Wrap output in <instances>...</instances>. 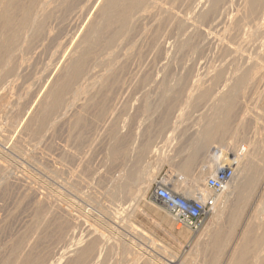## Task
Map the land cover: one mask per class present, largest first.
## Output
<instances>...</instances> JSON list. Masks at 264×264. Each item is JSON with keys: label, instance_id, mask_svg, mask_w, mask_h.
<instances>
[{"label": "rangeland", "instance_id": "1", "mask_svg": "<svg viewBox=\"0 0 264 264\" xmlns=\"http://www.w3.org/2000/svg\"><path fill=\"white\" fill-rule=\"evenodd\" d=\"M22 1L21 0H19L18 2L17 0H10V2L5 1L6 3L5 2L1 3V5L4 6V8L1 7L0 5L1 7L0 11L2 9V12L0 13L1 15L8 13V14H5L7 16V19L12 20V17L16 18V19L13 18V20L12 21L10 20V22L7 20L8 21V29H6L7 31L6 30L2 31V27L0 24V30L3 32V34L0 33L1 34L0 37L2 38V42L0 38V47L2 46L0 48V58H1L0 59V62H1L0 63V210H1L0 211V221H1L0 222V257H1L0 260H2L0 261V264H20V263L21 264H46V262L47 264H49V261L54 262V260H55V264L56 262L57 264H65V263L67 264L68 262H69L68 264H71L72 259H73V262L77 259L76 257L78 256L77 254H79V252H80L79 255H81L82 250L85 249L84 251H86L88 249L89 242H91V240H97L98 245L93 250L94 253L91 251L90 253H88L90 255L88 254L86 255L85 263L88 261L89 264H91V261L93 262V264H99V262L100 264H109V263L110 264H130V263L138 264V262L139 264H144V263L146 264V260L149 264H153V262L154 263L156 262L157 264L158 263H161V264H264V139H263L264 138V127L262 124V119L264 116V113H263L264 112V100H263V97H260L259 99V96H261L260 92L264 88V37H263L264 36V32H263L264 31V23H263L264 16L261 17L258 15L256 19H254V17H251L247 9H244L242 0H223L224 6L227 8L228 13L224 14V17L220 22H217L218 13H215L214 15L207 14L205 16L204 14H201V16L195 15L197 14L196 12L198 10L201 9L203 12L207 9L208 3H206L205 0H194V1L193 0H185V1L178 0L180 3H177L178 2L177 0L175 1V3L173 0H170V2H166L167 0L165 1L159 0V1H162V3H160L158 0H150L148 1L149 6L146 5L145 7L146 9L144 8L145 11L150 10L149 11L150 14H148L149 13L148 11L145 12L141 10L142 15L139 14L141 16L136 14L139 16V17L137 16L138 17L137 18L136 15H134L138 22L136 21L134 16L131 17L133 19L127 18L128 22L127 21L126 22L128 23L129 27L128 25L126 26L128 27L129 30H126L127 27L123 28L127 32L126 31H123L124 33L121 32L123 33L122 36H120L119 34L117 35V37L114 36L117 40L113 38L114 40L112 39L111 41L112 43L108 44L111 47H108L106 39L109 36L108 35L109 31L111 33L112 32L114 33L117 30L116 28L117 24L115 23L116 24V25L114 24L115 26L112 24L113 26L110 25L111 27L107 26L108 27L107 29L105 25L103 26V22L102 23L100 22L103 20H102V13L99 12L97 16L100 15L101 17H97L98 19L96 18L97 22H94L96 23V25L95 24L94 25L96 26V28L97 26L98 27L100 26L99 30L103 32L102 33L100 32L101 35L100 33L95 34V35L90 33L89 38L90 39L94 38V43H92L94 47L92 46L90 49L93 50L96 48L98 52L100 53H98L97 50L96 51L93 50L90 52V55H89L90 57H91V54H94V56H96L95 58H93L94 56L90 58L91 63H90V60H88L89 61L88 63L90 65L87 64L88 66H90V67L88 66L87 67L91 70V71H88L90 72L89 74H91V78H89L90 76L88 74L86 78L84 77L85 79L84 78L83 80L82 78L81 80L79 79L81 81L79 83V87L83 86V88L85 89V88H89L90 85L88 84H92L93 86L91 85L89 89H85L84 94L81 93L78 96L80 97L82 95L83 97L81 96V99L83 100H84V97L85 98L89 97L90 100L93 97V99L95 98L94 100L95 104L94 102L91 103V101L87 98L85 99V101L79 98L80 102L83 101V104L86 107L85 109H88L90 105V108L88 109L89 111L82 109L84 108V105H83L82 108H80L77 112H74V111L72 112L73 109H70L67 105L68 103H70V100H71L70 97L74 92L73 87L77 85V82L74 84V86L71 85L72 84L71 82L70 89L71 88L72 89L70 91L73 90L72 92L69 91L70 85L68 86V88H66L68 91L65 89L66 91L62 92L63 94L66 93L64 95H67V96L63 97L66 100L62 98V100L60 101L61 103L59 101L55 102L57 95L64 96L58 90H60V88L62 87L61 85L63 84L62 75H64L65 72L71 68V66L69 67L70 62H68L69 64H67L68 65L67 68L69 67V69H66L65 67L64 69L66 70L63 69L60 72H58V69H59L60 63H62L61 61L64 62L66 58V53L65 54L63 53L65 56L63 55V57H61L62 52H63L62 50L64 48V41L68 40L69 38L73 36V33L76 31V29H74V32L72 33L73 28H76L77 26L79 28V25H81L83 20L85 19L83 18V15L81 14L82 13L81 8L83 6L86 7L85 2H87V0H80L81 2H79V0H75V1L70 0L71 2L69 0H68L69 2L67 1L69 4L71 3L72 6L73 4L74 5L76 4L75 6H73L74 8L76 6L78 7V8H75L76 10L73 7H71L73 8V10L71 9L72 16L70 15V26L68 24L69 22H67L68 21L67 17L65 19V16H67L66 15L67 10L63 9V7L66 8V5H65L66 2L64 1H62L64 3L63 6H62L63 3L60 2L61 3L60 7L56 8L58 9V12L57 10L56 11L54 10L55 8L49 7L50 10L48 9L47 11L44 12L46 15L44 16L43 14L42 17L40 16L41 17L40 19L41 20L43 19L42 21L40 20L42 23L44 20L46 21L48 19L46 23L45 22L43 24L41 23L42 31L44 29L45 30L42 32L41 29H39V32L41 31L40 33L42 34L43 37L41 36L40 33H39L40 36H38V31H36L38 39L39 38L41 39L42 37L44 42L41 46L42 49L40 48L37 52L38 55L36 54L35 58L29 62L25 61V58L22 57V54L20 50L18 49V47L21 45L20 44L21 39L19 37L22 38V35L24 34V31H23L24 28H23V23L21 24L19 23L18 25L17 23L20 22V20L22 21L23 13L21 12V8L23 7V5L27 4L26 2L27 0L25 1L22 0ZM56 1L57 0H55L54 4H57L59 0L57 2ZM203 1L205 4H203ZM150 4H152L151 7H150ZM163 4L165 7L163 6ZM173 4H175V6ZM6 5H8V7ZM13 5H15V7L18 5L16 7L18 9H16ZM171 5L173 7H171ZM182 5H183V8H182ZM12 6L14 9H12ZM51 6H55V5H51ZM154 6H155V9H157L158 11L157 10L155 11ZM160 7L164 8V11ZM151 8L153 9L154 12H157L158 14L152 12ZM172 8L174 9L173 11H171ZM15 9L16 11L20 10V12L19 11L16 12ZM59 9L60 10L63 9L64 12L66 10V12L63 13V11L62 10L60 11ZM78 9L80 10V14H79ZM237 9L240 10L239 11L240 18L238 20L236 19V21L233 20L234 22L230 21L231 17L236 13ZM11 11H14L16 13L13 15V12L11 13ZM76 11H77V14H75ZM61 12L65 14V16L62 15L61 17V14H62ZM151 12L153 16L151 15ZM160 12L162 13V15ZM20 13L22 14L20 15ZM166 13L167 15L171 13V15L167 16ZM183 13L185 14V16H183L184 15ZM9 14L12 15V17ZM16 14L17 15L19 14V15L17 16ZM178 14L179 15L182 14V15L179 16ZM73 15H75L77 18H75V16L73 17ZM142 16L149 18V19L144 18L146 24L145 22L144 23L142 22L144 21ZM17 17L21 19L18 21ZM44 17L46 18L44 19ZM72 17L74 18L75 23ZM81 17H82V21H81ZM140 17L142 18L140 19ZM150 17L152 18L154 17V18L152 19ZM161 17L164 20V22L163 20H161ZM168 17L169 18L171 17L170 20ZM62 18L63 20L65 19L64 22ZM77 19L80 21L78 22ZM184 19L187 20V22L183 21ZM0 20H3V19H0ZM133 20L136 23L132 22ZM139 20L142 23V25L144 24L143 27L141 23L139 22ZM146 20L148 21V24ZM58 21L60 23H58ZM71 21H73L72 23L75 25V27H73ZM0 22L2 23V21ZM14 22H15V26H14ZM129 23H132V25ZM133 23L136 24V26L138 27L134 26ZM256 23H260L261 24L260 26L263 28L257 29L255 27ZM193 24L196 27H194ZM9 25H12L13 28ZM139 25H141L142 29L141 28L139 29L140 27ZM148 25L150 26L153 25V26L152 28H150L148 27ZM17 26L19 27V30H21L19 31L20 33H17L18 32ZM48 26L50 27L53 26L50 35L47 34L46 27ZM101 26L103 27V30ZM131 26L133 27L131 28ZM168 26L170 27L168 28ZM163 27L164 28L166 27L165 28L166 31H164L165 29ZM181 27L183 29H181ZM153 28L154 30H152ZM10 29L12 32H10ZM177 29L180 32H178ZM14 30L17 32H14ZM135 30L137 31L135 32ZM142 30L143 31L146 30V31L142 33L143 32ZM150 30H151V33H148ZM129 31H131V33ZM152 31H154L155 33L157 32L158 35H155V33ZM8 32L12 34L11 35L7 34ZM125 32H126V35H125ZM132 32L134 34H132ZM162 32L166 37L162 34ZM128 33L130 34L128 35ZM159 33L161 34L159 35ZM13 34L15 35L18 34V37ZM131 34L132 36H130ZM44 35H46V37ZM67 35L68 36L70 35V37L67 38ZM127 35L129 36V38L125 39L124 37H128ZM133 35H136L139 37L136 38ZM145 35L146 36L148 35L149 38L146 37L145 39ZM153 35H155V37L157 38H154ZM204 35H206V37ZM2 36H4V38ZM97 36L98 37L102 36L103 37V38L101 37L102 40H100V37L97 38ZM159 36L161 37L160 39L158 38ZM174 36L175 38H173ZM118 38H120V40ZM130 39L134 40L136 43L132 42V40ZM144 39L149 40V41L148 40L145 41L146 43L148 42L147 44L151 42V39L152 41H155L154 39H156V42H151V43H154L152 44V47L150 45L151 43L149 44L151 51L153 49L158 48L156 46H159V45L161 46L163 45V46L162 48L160 47L159 49H157V51L153 50L154 53L153 52L152 53L155 54L154 56L152 53H150V55L148 56V54H145V53H147L149 50L148 51H145V50L149 49V47L147 44L145 45ZM157 39H159L158 43H157ZM161 39L162 41H160ZM173 39L174 41H172ZM5 40L6 41L8 40L7 41L8 43ZM136 40L137 41L139 40L138 41L139 43ZM163 40H168V42H166L167 46H166L165 41L163 42ZM4 41L7 44L4 43ZM59 41L61 45L59 44ZM98 42H100L101 44ZM117 42L120 43L121 45L118 44ZM143 42H144V45H143ZM183 42L185 46L181 45L183 44ZM113 43L114 44L116 43V44L115 46H113V49H112ZM123 43L124 44L126 43L127 46L124 45ZM175 43H177L178 45H173ZM2 44L5 46L8 44L9 45L6 48ZM10 44L12 45V49L11 47L9 48ZM95 44H96V47H95ZM117 44L119 45V47H117ZM122 44L124 45L123 47H122ZM43 45H44V48H43ZM56 45L59 46V48ZM83 45L84 44H82V46ZM99 45H101L102 48L99 47ZM139 45L142 48L141 47L139 48ZM153 45H154V48H153ZM60 46L62 47V50L60 49L61 48ZM82 46H81V50L84 48V47L82 48ZM168 46L171 48L173 47L174 50L173 48L172 49L170 48L172 50L170 52V49ZM103 47L112 49V51L111 50L108 51L106 49V52L107 51L109 52V53L108 52L106 53L104 52L105 48ZM135 47H137L138 49ZM143 47H145V49ZM3 48H5L6 51ZM98 48L102 50L99 51ZM115 48L116 50L117 48H119L120 50V51L117 50L118 52L116 51L117 54L119 53L118 56L115 52H113ZM132 48L135 50V52L134 50H132ZM52 49L54 51L56 50L60 54V56L57 52L55 54V52L52 51ZM57 49L58 50L60 49V50L58 51ZM122 49L124 51H122ZM125 49H126V52H125ZM141 49L143 51L142 53H141ZM51 51H52V55L49 54V52L51 53ZM155 51L158 53V55H156L157 53ZM194 51H197V52H194ZM128 52L132 53L133 55H131ZM114 53L119 59L116 56H114ZM96 54H98V56ZM100 54L101 55L104 54L102 55L103 57ZM110 54H112L113 57ZM159 54H161V56ZM49 55H51L53 58ZM78 55H76L75 57H77ZM105 55L106 56L108 55L109 58L108 56L105 57ZM119 55H121L122 57ZM130 55L132 56L131 57L132 59L134 58L133 62L130 61L131 60ZM167 55L169 57H167ZM123 56L125 57V59ZM151 56H153V58ZM165 56L166 58L164 59ZM141 57H143V59ZM146 57H148L147 59L149 60V62L146 59ZM106 58L108 59V62ZM113 58L114 59L116 58L118 61L113 60ZM50 59L52 60L53 63H51ZM53 59L55 60L57 59L56 62H54L55 60L53 61ZM58 59H60V62H58ZM109 59L111 62H109ZM122 59L123 61L128 59L127 61H125V64H129L130 67L127 65L125 66V64L123 66L122 64L123 61H121ZM103 60L105 63H103ZM163 60H164V63H163ZM165 60H167L166 61L167 63L165 62ZM47 61H48V65L50 63L53 65L50 64L49 67H47L46 66ZM97 61H99V63ZM119 61H121V63ZM92 62L95 64L98 63L96 64L97 66H95L97 68L92 66L93 65ZM113 63L114 64L116 63L115 65L117 67L114 65L112 68ZM145 63H149L150 65L145 64ZM55 64H56V67H55ZM108 65H111V66L108 67ZM133 65L136 67L138 66L136 70H135L136 67L134 68ZM146 65L149 66L150 69L152 67V70H150L149 67L146 68ZM153 65H154V69H153ZM51 66L54 67V69L57 72ZM98 66L99 68H102V70L99 69ZM119 66L122 69L124 67H125L124 69H126V67L127 68L129 67L131 69L133 68L132 70L134 71V74H132L133 72L131 71V69L128 68L126 70L123 69L125 71V74H124L125 77L123 75H120V74H123L124 71L120 70ZM168 66H171V67H168ZM163 67L164 68L167 67L168 70L167 68L164 70ZM44 69L45 70L50 69V71L49 70L46 71V73L49 72L47 73L49 76L45 73ZM108 69L109 71L107 72V75H108L107 76L104 73H106ZM111 69L115 70L114 73L111 72L112 71ZM156 69L157 70L161 69V70L157 71ZM103 70H106V71L104 72ZM155 70H156L155 72L156 74H154ZM174 70L177 72L176 75H175L176 72ZM100 71H103L104 73ZM128 71H131L132 73H130V75H127L129 74ZM136 71H137L136 73L137 75L135 74ZM147 71L149 72L152 71V74L156 75L157 78L154 77L149 72L148 74ZM110 72H111V75H110ZM139 72H141L143 76ZM159 72H161L162 75ZM164 72L166 73V75H164L165 74ZM217 72H221L222 76L219 78V80L216 81L214 80L212 76L215 75ZM54 73H57V75ZM95 73H99V74L97 75ZM242 73L243 74L245 73L246 77L244 81L236 85L235 94L229 97V99L227 100L228 103L227 102L221 103L219 101V98L222 96H221V93H218V91L221 89L222 84H224L223 82L224 79L233 80L236 77V75H239ZM92 74L95 77H93ZM100 74H103L106 77L105 78L106 80L102 84L101 89L105 87L107 89H103L102 92H105L107 90L105 93L108 95L111 92V90H113L110 93V95L112 94L111 98L112 99L114 98L115 101L114 100L113 101L115 103L111 100L110 96H109L110 98L109 100H111L112 102L108 101L107 99L108 96L106 94L105 96L104 93L101 92V89H100L101 85H99L98 83L96 84L97 81L95 80V78L99 79L96 76H99ZM139 74L144 79H141ZM55 75L56 77H54ZM163 75H164V79L162 81ZM50 76L54 78H51ZM127 76L128 77L130 76V77L128 78ZM165 76H168V79ZM176 76H179L180 78ZM118 77L121 79L117 80ZM136 77L138 78L136 79ZM55 78L57 79L56 84L55 82H53L54 80L56 81ZM58 78H60V80L62 78V80L61 81L59 80L60 82H58ZM87 78L88 80H92L90 81L91 83L87 81ZM110 78L112 79L110 80ZM46 79L50 81L54 79L51 82V86H50V81H48L49 82L48 83ZM113 79L117 81L116 85L114 84L115 80ZM140 79L142 81H145V83L140 82ZM148 79L149 81L151 80L150 82L152 83H154V80H155L154 85H152V86H156L154 89H151L153 87L147 84L149 82ZM165 79L167 82L164 81ZM37 80H39L38 83H37ZM120 80H121V84L118 83ZM160 80H161L160 82L161 84L164 83L163 84L164 90L160 88V85H158L160 84L159 83ZM43 81H46L47 83L45 82L44 84L41 85L40 83H43ZM83 81H85V83L87 84L85 85ZM122 81L123 82L128 81V83H130V81H133L131 82L133 87L132 85L128 84V86L129 85L130 86L129 88H126L125 83L127 84V82L123 83ZM175 81H178V82L175 83ZM8 82L10 83L8 84ZM34 83H36L35 87H33ZM171 83L174 85H172ZM47 84L49 85V88H51L47 92V94L49 96L50 95L53 96L48 99L47 97L49 96H45L42 94V91L44 92L46 88L48 87ZM57 84H59L58 86L59 89L55 88ZM139 84L142 87H140ZM195 84H198L200 87L196 89ZM95 85L97 87L98 86L100 87L97 88L95 87ZM31 86H32V89H31ZM37 86L38 88L42 87L39 93L37 91L39 89L36 88ZM52 86H53V89H52ZM116 86L119 88L121 87V89L119 90V88H117ZM148 86L151 88L150 89L147 88ZM43 87L45 88V90H43L44 89ZM96 88L97 90L100 89V91H97ZM158 88H159V91H158ZM168 88L170 89L172 88V90L170 91V89ZM91 89H92V92H90ZM156 89L158 92L156 91ZM116 90L119 92H116ZM129 90L131 92H129ZM96 91L99 92L98 94H100L99 98L102 100L101 97H105L106 101L99 100ZM34 92H37L35 93V96H34L36 98H34V100H30V99H33V97L31 96L34 95ZM128 92L131 94H129ZM87 93L88 94L92 93L93 95L94 94L95 95L94 96L92 95V97H90L91 95L88 96ZM121 93L122 94L125 93L124 94L125 96L124 95L122 96ZM120 96L123 97L124 99L120 98ZM118 97L120 100L118 99ZM41 98L42 99L45 98L46 101L44 100V103L48 104L47 106L43 103ZM53 98H55L54 102L57 103V105H55V103H52ZM67 98L69 101H67ZM35 100H38L37 103ZM47 100L50 104L47 102ZM107 101L110 102L112 105L108 103ZM135 101L138 103H136ZM65 102L67 105L65 104ZM117 102L119 104H117ZM40 103H43L44 105L42 104L40 105ZM51 103H52V106H54L53 108L54 110L52 109L53 111L49 110ZM87 103H88V106H87ZM89 103L93 104L92 105L93 107ZM96 103L97 104L100 103V105L98 104V106H96ZM58 105L60 106V108ZM61 105L62 106L64 105V107H62L63 109H61ZM34 106L36 107V109L38 110L40 109L39 113H38V110L35 111ZM99 107L102 109H99ZM33 108H34V111H33ZM58 108H59L58 115H60L61 111L63 112L67 109H68L67 113L69 114L63 118L57 117L56 121L55 120L53 121V119L55 118L54 116L57 112L56 110H58ZM106 108H108L107 110L109 111L111 109V111L110 112L107 111ZM28 109L29 110L32 109L31 112ZM22 110L24 111L26 110L27 114L24 111L22 112ZM44 110H46L47 113L42 112ZM96 110H99L98 117L96 116L97 115ZM101 110L105 112L107 111V114L103 112V115L104 114L105 115L104 116L100 115L102 114ZM94 111L96 112L94 113ZM112 111L114 112L113 113L114 118L111 113ZM21 112L23 116L21 115ZM36 112L38 115H36ZM40 112L43 117H41ZM48 112L49 114H51L52 112L51 118H49L50 115L48 114ZM83 112H85L84 114L86 115L83 116L82 115ZM91 112L96 114L95 115L96 117ZM30 113H32V115ZM44 114L46 115V117L47 116L49 117L46 118ZM76 114L78 115L76 116ZM70 115H72V117ZM109 115H112V116H109ZM30 116H32V118L35 117L32 119L33 123L35 121H38L39 123L40 120L39 118H37V116L38 117L40 116V119L42 118L41 120L42 122H40V127L42 126L43 123L46 124V125H43L44 126L43 128L45 129L40 128V130L43 129V130H46V132L43 130H41L43 131L41 132L39 129L37 130L36 128L37 126L39 127V124H35L37 122L33 124L30 121L31 120ZM85 116H88V117H85ZM100 116H102V118ZM28 117L30 118L28 119ZM83 117H85L84 120H83ZM121 117H124V118H121ZM108 118L111 120H109ZM16 119L18 120L17 122H15ZM101 119L102 120L106 119V121L108 120L109 122L111 121V124L108 121L107 123L109 124H107L105 121H102V123L99 122ZM113 119H115L113 121L114 123L112 122ZM26 121H28L29 123L31 122V123L28 125ZM47 121L51 123L49 124ZM82 121L84 122L81 124ZM54 122L56 125H53ZM73 122L74 123L79 122L78 124L76 123L78 126L74 124ZM94 122L99 123V125L98 124L92 125L91 123H94ZM14 123L15 124L19 123V124L15 125ZM103 123L105 126L103 125ZM25 124H27L28 126ZM70 124L74 126L72 127V125ZM58 125H60L59 127H62V128H59ZM62 125H64L65 128ZM96 125L98 126V129ZM45 126H48V127H45ZM94 126L96 128H94ZM29 127L30 129L31 128L32 129L30 130ZM34 127L38 133L36 132V130H34ZM74 127L75 128L77 127L78 130L74 129ZM99 127H102L103 129L102 128L100 129ZM117 128L119 129L117 130ZM22 129L24 130V132H22L23 131ZM53 130L54 132H52ZM32 131H34L35 133ZM92 131L94 132V134ZM45 133L46 134L49 133L50 135L47 134L48 136H46ZM114 134L116 136H113ZM36 135H40L41 137L44 136L43 139L47 140L46 138H48L49 140L41 141L42 138ZM38 137L40 140L35 139ZM115 140L117 142H115ZM44 141L46 144L39 143V142H44ZM133 142H135V144ZM147 142L149 146L151 145L150 147H148ZM143 144L144 146H142ZM240 144H245V146L247 145L250 148V151L253 153V155L249 159V162L246 165L243 173L236 181L234 189L229 190L228 196L223 198V196L225 195L224 190L218 193L220 194V196L222 195L220 198H222V200L224 199L223 202H221V213L219 217L215 220L211 218L212 210H213L212 208L209 214L206 216L202 227L197 232L193 233L188 228L176 224L173 218L170 216V214L163 208V206L160 203L155 202L150 198V195L152 192V184L155 180H158L159 178H162V180L164 179L163 182L167 184L168 187L171 188V190L173 189L176 193H188L190 195H194L193 193L196 192L197 190L196 188L199 189L200 187L203 189L205 188V190H207L208 192H211L209 189L206 188L205 181H204L205 178L209 176L208 175L209 173L207 174L208 171H206L207 168H205L208 165L207 163L208 160L206 161V159H208L209 155H211V153L214 152L216 149H222L224 152H226L227 150H231L235 146L237 147ZM112 147L113 148L115 147L116 149L119 147L120 148L116 150L115 148L112 149ZM140 147L142 150L141 149L138 150V148ZM17 149L20 151H18ZM61 149H63V151ZM120 150L121 152H119ZM140 151H142L141 152L142 154L140 153ZM207 154L208 156H206ZM76 156L77 158H75ZM145 166L146 167L148 166L147 168H149L152 173V177H151L152 181L150 182L151 185L149 184L147 188L145 186L146 185L145 183L141 182L140 180H137V175H140L142 174L141 172H144V170L146 169ZM9 173L11 176H9ZM121 173L122 174L125 173L128 175L131 173L133 175L132 176L130 174L132 176V180L127 181V183L125 182L126 185L124 187H121L122 191L119 189V187L118 188L114 187V185L117 183L115 181L116 177L118 175H121ZM199 174H203L202 175V178L204 179L203 183L200 185V187L194 188L189 181L190 176L191 175L197 176ZM27 175L29 176V179H26L28 177ZM19 177H20V180H19ZM41 179L43 181H41ZM22 180L25 182V184H22L23 183ZM26 183H29V184L27 185ZM142 183H143V186H142ZM40 187H43L44 190H40L42 189ZM128 187H130L129 191L131 193L128 192ZM134 189H137L138 191ZM33 190L38 191V192L36 193ZM48 192L49 193L52 192L54 195H51ZM33 196L35 198H33ZM65 204H67V206ZM68 204L71 206L68 207L69 206ZM73 209H75L77 212H75V210L73 211ZM37 211L39 214L37 213ZM68 214H71V215H68ZM74 217L76 218L73 219ZM71 219L73 220L74 224L72 223ZM66 221L68 222L66 223ZM84 223L86 226L84 225ZM43 228L45 231L43 230ZM76 228H77V231H76ZM129 228L140 229L145 234L146 238L151 239L153 241L154 246H151L150 249L148 248L146 250V247L143 244L146 241L141 239L142 243L138 241L137 242L138 245L134 247V249L132 248L130 250L129 247L128 249L126 245H129L130 243L129 240L131 238V229ZM71 232H73L74 234ZM71 235L73 236V238ZM99 235L101 236L99 237ZM74 236L78 238V240L76 238L77 241H75ZM84 236L87 239L84 240L85 238ZM107 239L109 240V242L107 241ZM104 240L106 242H104ZM76 244L79 246H77ZM102 244H103V248H102ZM17 245L19 246L17 247ZM68 245L70 246V248L68 247L69 250L68 248L67 249L65 248ZM139 247L140 249L147 251L150 257L143 250L142 251L145 254L141 250H137L139 251V254L137 255L141 256L143 253L144 256L142 255L138 259L139 260L138 262L137 260L135 262L133 260H129L130 258L133 259L132 250L135 251V249ZM120 249L122 250L120 251ZM125 249L126 250L128 249V250L125 251ZM58 250L59 251L61 250L60 254H62V256L64 255L62 257V262L61 260H57V256L59 254L57 253L59 252ZM62 250H64L65 252L63 251L64 253H62ZM84 251H82V253ZM153 252H155L156 254ZM100 253H103V254L107 253V254L105 255L101 254L103 257L102 258L100 256ZM151 256L153 260L150 259ZM170 257L172 261L167 260V259H170ZM42 258H45V259H42ZM142 258L144 259V261L140 260ZM13 259H16V260L12 261ZM64 259H66L67 261L64 262L65 261ZM148 259H150L151 263L149 262ZM157 259H159V261ZM85 263H82V264H85Z\"/></svg>", "mask_w": 264, "mask_h": 264}, {"label": "bare ground", "instance_id": "2", "mask_svg": "<svg viewBox=\"0 0 264 264\" xmlns=\"http://www.w3.org/2000/svg\"><path fill=\"white\" fill-rule=\"evenodd\" d=\"M10 2V0H0V5H1V3H4V2ZM19 0H17V2H18ZM22 1V0H21ZM25 1V0H24ZM58 1V0H57ZM56 1V2H57ZM62 1H64V2H66L65 3V5H66V8H64L63 7V9H66L67 10V12H66V10H65V12H66V15L67 16H65V14H63V13H65L64 11H63V9H61L62 11H63V13L61 14V13H59V14H61V17H62V15H64L65 16V19H66V17H67V19H68V21L67 22H69L68 24H69V26H70V15L72 16V11H71V9L73 10V6H75L74 4H73V6H72V4L70 3H68L69 1L68 0H59L58 2H57V4H54V2H55V0H27L26 2H27V4L26 5H23V7L21 8V12L23 13V15H22V21L18 18V21L20 20V22H16L17 23V25L20 23H23V28H24V34L22 35V33H21V35H22V38L21 37H19L21 40V42H20V46L18 47V49L20 50V52H21V54H22V57L23 58H25V61H27V62H29V61H31V60H33L34 58H35V55L37 54V52H38V50L41 48L42 49V44H43V42H44V40H43V36H42V34L40 33L41 31H42V29H41V21L43 20H41L40 18L42 17V15L44 14V16L46 15L44 12L45 11H47L48 9H49V7H52V8H55L54 10L56 11L57 10V12H58V9H56L57 7H60V5H61V3L60 2H62ZM68 1V2H67ZM75 1V0H74ZM145 1V2H144ZM87 0V2H85V5H86V7L85 6H83L82 8H81V14L83 15V18H85L84 20H83V22H82V24L81 25H79V28H78V26L76 27V28H73V31H72V33L74 32V29H76V31L73 33V36L71 37V38H69L68 40H65L64 41V48H63V50H62V47L60 48L62 51V55H61V57H63V55L66 53V58H65V60H64V62L63 61H61L62 63H60V65H59V69H58V72H60V71H62L65 67H66V69H69V67L71 66V68L68 70V71H66L65 72V76L64 75H62V73H61V75L63 76V84L60 86L61 88H60V90H58L59 92H65L67 89L66 88H68V86L71 84V82H72V84L71 85H73L74 86V84L77 82V85L76 86H78V87H73V89H74V92H73V94L71 95V100H70V103H68V105L66 104V102H65V104L70 108V109H73L72 110V112L74 111V112H77L80 108H82V106L84 105L83 104V101H85V99L87 98H85L84 97V100L83 99H81V96L80 97H78L81 93H83L84 94V91H85V89H89L90 88V86L92 85V84H88V85H90L89 86V88H83V86H81V87H79V83L81 82L80 80H81V78H82V80H83V78L85 77L86 78V76H88V74L90 73V72H88V71H91L88 67H90V66H88L87 64H89L88 62V60H90V58H92L93 56H94V54H91V57L89 56L90 55V52L91 51H93V50H97L96 48L95 49H90L93 45H92V43H94V38H92V39H90L89 38V34L90 33H92V34H99L101 31L99 30L100 28V26L98 27L97 26V28H96V23H94V22H97L96 21V18L97 17H101L100 15L99 16H97V14H99V12L100 13H102V20L103 21H100L101 23L103 22V26L105 25V27H109L110 25H114L115 23L117 24V32L115 31L114 33L112 32H110L109 30H107V31H109V36L107 37V39H106V42H107V45L109 44V43H112L111 41H112V39L114 38V39H116L114 36H116L117 37V35L119 34L120 36H122V34L124 33L123 31H126V30H129L128 29V27H129V25H128V21H127V18H130V19H133V18H131V17H133L134 15H136V14H141L142 12H141V10L142 11H145V7H146V5H148V1H150V0ZM159 1V0H158ZM165 1V0H164ZM163 1V2H164ZM174 1V3H175V1L176 0H173ZM178 1V0H177ZM180 1V0H179ZM177 2V3H180V2ZM183 1H185V0H183ZM194 1V0H193ZM5 2V3H6ZM14 2V1H13ZM23 2V1H22ZM71 2V1H70ZM76 2H78V1H76ZM75 2V3H76ZM79 2H81L80 0H79ZM147 2V3H146ZM160 3H162V1H159ZM166 2H170V0L168 1H166ZM197 2V1H196ZM205 2L206 3H208V6H207V9L205 10V11H203L202 12V10L200 9V10H196L197 12V14H195V15H199V16H201V14H204V16L205 15H207V14H211V15H214L215 13H218V20H217V22H220L222 19H223V17H224V14H227L228 13V10H227V8L224 6V2H223V0H205ZM15 3V2H14ZM20 3V2H19ZM18 3V4H19ZM53 3V4H52ZM63 3V2H62ZM73 3V2H72ZM154 3V2H153ZM185 3V2H184ZM188 3V2H187ZM242 3H243V6H244V9H247V11L249 12V14L251 15V17H254V19H256L257 17H258V15L259 16H264V0H242ZM13 4V3H12ZM16 4V3H15ZM22 4V3H21ZM68 4V5H67ZM80 4V3H79ZM84 4V3H83ZM183 4V3H182ZM202 4V3H201ZM203 4H205L204 3V1H203ZM229 4V3H228ZM8 5H10V4H8ZM8 5H6L7 7H8ZM51 5H55V6H51ZM64 5V3L62 4V6ZM71 5V6H70ZM82 5V4H81ZM151 5L152 4H150V7H151ZM154 5V4H153ZM160 5V4H159ZM174 6H175V4H173ZM178 5V4H177ZM176 5V6H177ZM196 5V4H195ZM14 7H15V5H13ZM13 6H12V9H14L13 8ZM18 6V5H17ZM16 6V7H17ZM80 6V5H79ZM149 6V5H148ZM147 6V7H148ZM163 6H164V4H163ZM181 6V5H180ZM1 7H3L4 8V6H2L1 5ZM0 7V8H1ZM15 7V8H16ZM21 7V6H20ZM71 7H73V8H71ZM165 7V6H164ZM171 7H173L172 5H171ZM191 7V6H190ZM189 7V8H190ZM75 8H78L77 6L75 7ZM74 8V9H75ZM86 8V9H85ZM118 8V9H117ZM145 8V9H144ZM149 8V7H148ZM153 8V7H152ZM151 8V11L152 12H154L153 11V9ZM160 8H162V7H160ZM170 8V7H169ZM181 8V7H180ZM182 8H183V5H182ZM6 9H8V8H6ZM5 9V10H6ZM16 9H18V8H16ZM16 9H15V11H16ZM20 9V8H19ZM154 9H155V6H154ZM163 9V11H164V8H162ZM171 9V8H170ZM197 9V8H196ZM10 10H11V8H10ZM50 10V9H49ZM52 10V9H51ZM53 10V11H54ZM60 10V9H59ZM60 10V11H61ZM76 10V9H75ZM74 10V11H75ZM79 10V9H78ZM157 9H155V11H156ZM160 10V9H159ZM165 10H166V8H165ZM174 9L172 8V10L171 11H173ZM17 11H19L20 12V10H17ZM16 11V12H17ZM52 11V12H53ZM148 11V10H147ZM147 11H145V12H147ZM150 11V10H149ZM148 11V12H149ZM158 11V10H157ZM161 11V10H160ZM239 9H237L236 10V13L231 17V19H230V21H236V19L238 20L240 17H239ZM2 12V9H1V11H0V13ZM4 12V11H3ZM10 12V11H9ZM13 12V15L16 13V12H14V11H11V13ZM18 12V13H19ZM152 12H151V15L153 16V14H152ZM166 12V11H165ZM164 12V13H165ZM168 12V11H167ZM170 12V11H169ZM180 12V11H179ZM185 12H187V11H185ZM22 13H20V15L22 14ZM47 13V12H46ZM154 13H157V12H154ZM161 13V12H160ZM159 13V14H160ZM187 13H189V12H187ZM5 14H8V13H5ZM5 14H0V19H3V20H0V21H2V23L0 22V24H1V27H2V31H5L6 29H8V21L10 22V20L9 19H7V16L5 15ZM50 14V13H49ZM75 14H77V11H76V13ZM79 14H80V10H79ZM147 14V13H146ZM148 14H150V12L148 13ZM158 14V13H157ZM172 14H174V13H172ZM184 14V13H183ZM10 15V14H9ZM17 15V14H16ZM19 15V14H18ZM17 15V16H18ZM138 15H136V17L138 16ZM142 15V14H141ZM141 15H139V16H141ZM161 15H162V13H161ZM165 15V14H164ZM166 15H167V13H166ZM168 15H171V13H169ZM167 15V16H168ZM175 15H177V14H175ZM179 15V14H178ZM180 15H182V14H180ZM179 15V16H180ZM187 15V14H186ZM189 15V14H188ZM11 17H12V15H10ZM9 16V17H10ZM41 16V17H40ZM50 16H52V15H50ZM75 15H73V17H74ZM79 16V15H78ZM81 16V15H80ZM138 16V17H139ZM145 16H147V15H145ZM143 17V20L144 21H142L143 23L145 22V19L147 18V17ZM158 16V15H157ZM183 16H185V14L183 15ZM240 16H242V15H240ZM49 17V16H48ZM60 17V18H61ZM72 17V18H73ZM135 17V16H134ZM136 17H135V19H136ZM137 17V18H138ZM142 17H140V19L142 18ZM191 17V16H190ZM244 17H245V15H244ZM13 18H15V17H12V20H13ZM46 17H44V19H45ZM53 18V17H52ZM59 18V17H58ZM71 18V19H72ZM75 18H77L76 16H75ZM145 18V19H144ZM150 18H152V17H150ZM154 18V17H153ZM152 18V19H153ZM165 18V17H164ZM169 18V17H168ZM171 18V17H170ZM170 18H169V20H170ZM177 18H178V16H177ZM176 18V19H177ZM184 18V17H183ZM16 19V18H15ZM65 19L63 20V18H62V20H63V22L65 21ZM79 19V18H78ZM77 19V21L79 22L80 20H78ZM98 19V18H97ZM129 19V20H130ZM147 19H149V18H147ZM175 19V18H174ZM8 20V21H7ZM11 20V21H12ZM41 20V21H40ZM54 20V19H53ZM155 20V19H154ZM160 20V19H159ZM161 20H163L162 19V17H161ZM182 20V19H181ZM181 20H180V22H181ZM196 20H197V18H196ZM245 20V19H244ZM48 21V19L45 21H43V23L45 22H47ZM73 21H74V18H73ZM73 21H71V23L73 22ZM81 21H82V17H81ZM127 21V22H126ZM136 21H137V19H136ZM147 21V20H146ZM174 21V20H173ZM183 21H185V22H187V20H183ZM233 21V22H234ZM127 24H126V23ZM132 22H135L134 20L132 21ZM138 22V21H137ZM139 22H140V20H139ZM151 22V21H150ZM158 22V21H157ZM156 22V23H157ZM163 22H164V20H163ZM167 22V21H166ZM169 22V21H168ZM42 23V24H43ZM58 23H60L59 21H58ZM74 23H75V21H74ZM136 23V22H135ZM141 23V22H140ZM139 23V24H140ZM159 23H160V21H159ZM158 23V24H159ZM172 23V22H171ZM188 23H189V21H188ZM264 23V22H263ZM64 24V23H63ZM95 24V25H94ZM98 24V23H97ZM115 24V25H116ZM129 24H131L132 25V23H129ZM134 24V23H133ZM145 24H146V22H145ZM147 24H148V21H147ZM151 24V23H150ZM162 24V23H161ZM164 24V23H163ZM169 24V23H168ZM195 24H196V22H195ZM47 25V24H46ZM51 25V24H50ZM65 25V24H64ZM72 25H73V27H75V25L72 23ZM71 25V26H72ZM77 25V24H76ZM99 25H100V23H99ZM112 25V26H113ZM114 25V26H115ZM126 25H128V27L126 26ZM141 25H142V23H141ZM141 25H139L140 27H139V29L141 28L142 29V27H143V25H142V27H141ZM155 25V24H154ZM167 25V24H166ZM170 25V24H169ZM173 25H174V23H173ZM172 25V26H173ZM185 25V24H184ZM192 25V24H191ZM194 25V24H193ZM261 24L260 23H256V25H255V27L257 28V29H259V28H263V27H261L260 26ZM263 25V24H262ZM9 26H11L12 28H13V26L12 25H9ZM14 26H15V22H14ZM21 26V25H20ZM43 26H45V25H43ZM54 26V25H53ZM52 26V27H53ZM61 26V25H60ZM66 26V25H65ZM65 26H64V28H65ZM134 26H136V24H134ZM153 26V25H152ZM152 26H150V25H148V27H150V28H152ZM156 26V25H155ZM159 26V25H158ZM165 26V25H164ZM171 26V25H170ZM170 26H168V28L170 27ZM176 26V25H175ZM179 26V25H178ZM177 26V27H178ZM10 27V28H11ZM18 27V26H17ZM52 27H50V26H48V27H46L47 28V34L48 35H50L51 34V31H52ZM68 27V26H67ZM105 27H104V29H105ZM108 27H107V29H108ZM111 27V26H110ZM125 27H127L126 28V30L125 29H123V28H125ZM133 26H131V28H132ZM136 27H138V26H136ZM146 27V26H145ZM157 27V26H156ZM156 27H154V28H156ZM167 27V26H166ZM165 27V28H166ZM192 27V26H191ZM194 27H196L195 25H194ZM11 28V29H12ZM16 28V27H15ZM78 28V29H77ZM101 28H102V30H103V27L101 26ZM115 28V29H116ZM135 28V27H134ZM154 28L152 29V30H154ZM160 28V27H159ZM164 28V27H163ZM164 28V29H165ZM188 28V27H187ZM198 28V27H197ZM11 29H10V32H12L11 31ZM22 29V28H21ZM39 29H41V31L39 32ZM43 29H44V27H43ZM58 29H59V27H58ZM70 29V28H69ZM112 29V28H111ZM110 29V30H111ZM114 29V28H113ZM119 29V30H118ZM137 29V28H136ZM144 29V28H143ZM171 29V28H170ZM181 29H183L182 27H181ZM199 29V28H198ZM16 30V29H15ZM14 30V32H17V31H15ZM45 30V29H44ZM43 30V31H44ZM72 30V29H71ZM122 30V31H121ZM148 30V29H147ZM156 30V29H155ZM160 30V29H159ZM1 30H0V33H2L3 34V32H2ZM7 31V30H6ZM9 31V30H8ZM19 31H21V30H19V27H18V32L17 33H20ZM36 31H38V36H40V34H41V39L39 38L38 39V37H37V33H36ZM42 31V32H43ZM63 31V30H62ZM114 31V30H113ZM131 31H132V29H131ZM131 31H129L130 33H131ZM137 30H135V32H136ZM140 31V30H139ZM143 31V30H142ZM141 31V32H142ZM146 31V30H145ZM145 31H143L142 33H144ZM157 31V30H156ZM163 31V30H162ZM164 31H166V29L164 30ZM173 31H174V29H173ZM177 31L178 32H180L178 29H177ZM195 31V30H194ZM193 31V32H194ZM103 32V31H102ZM101 32V33H102ZM121 32H123V33H121ZM127 32V31H126ZM126 32H125V35H126ZM148 32V31H147ZM152 32H154V31H152ZM160 32V31H159ZM168 32V31H167ZM264 32V31H263ZM5 33V32H4ZM40 33V34H39ZM65 33V32H64ZM68 33H69V31H68ZM101 33H100V35H101ZM108 33V32H107ZM110 33H111V35H110ZM130 33H128V35L130 34ZM148 33H151V30L148 32ZM155 33V32H154ZM182 33V32H181ZM203 33V32H202ZM202 33H201V35H202ZM206 33V32H205ZM7 34H10L9 32L7 33ZM12 34V33H11ZM10 34V35H11ZM43 34H45V33H43ZM63 34V33H62ZM105 34V33H104ZM132 34H134L133 32H132ZM132 34L130 35V36H132ZM146 34V33H145ZM161 33H159V35H160ZM162 34H163V32H162ZM166 34V33H165ZM184 34V33H183ZM188 34V33H187ZM252 34H253V32H252ZM251 34V35H252ZM6 35V34H5ZM13 35H15V34H13ZM71 35V34H70ZM70 35L68 36L67 35V38L68 37H70ZM127 35V36H128ZM136 35H138V34H136ZM136 35H133V36H135L136 38L137 37H139V36H136ZM141 35V34H140ZM143 35V34H142ZM155 35H158V33L156 32L155 33ZM155 35H153L154 36V38H157V37H155ZM164 35V34H163ZM182 35V34H181ZM180 35V36H181ZM195 35V34H194ZM206 35H208V34H206ZM206 35H204L205 37H206ZM0 36H1V34H0ZM15 36H17L18 37V34H16ZM45 37H46V35H44ZM88 36V37H87ZM165 36V35H164ZM183 36V35H182ZM188 36V35H187ZM203 36V37H204ZM254 36V35H253ZM252 36V37H253ZM3 38H4V36H2ZM6 37V36H5ZM16 37V38H17ZM48 37V36H47ZM62 37V36H61ZM94 37V36H93ZM96 37V36H95ZM100 37V36H99ZM98 36H97V38H99ZM102 37V36H101ZM101 37H100V40H102L101 39ZM103 37H104V35H103ZM102 37V38H103ZM119 37V36H118ZM124 37V36H123ZM123 37H121V38H123ZM142 37H144V36H142ZM146 37L147 38H149L148 37V35L146 36L145 35V39H146ZM161 37H162V35H161ZM160 36L158 37L159 39L161 38ZM166 37V36H165ZM169 37V36H168ZM264 37V36H263ZM1 38V37H0ZM13 38H15V37H13ZM18 38V39H19ZM50 38H51V36H50ZM64 38H66V37H64ZM125 39L126 38H129V36L128 37H124ZM173 38H175V36L173 37ZM178 38V37H177ZM184 38V37H183ZM6 39V38H5ZM11 39V38H10ZM10 39H9V41H10ZM17 39V40H18ZM45 39V38H44ZM48 39V38H47ZM57 39H59V38H57ZM90 39V40H89ZM113 39V40H114ZM119 40H120V38H118ZM124 39V40H125ZM142 39V38H141ZM144 39V42L145 41H147V40H145ZM159 39H157V43L159 42L158 40ZM165 39H167V38H165ZM170 39V38H169ZM250 39H251V37H250ZM15 40V39H14ZM13 40V41H14ZM46 40V39H45ZM99 40V39H98ZM99 40V41H100ZM117 40V39H116ZM122 40V39H121ZM130 40H132V39H130ZM129 40V41H130ZM155 41H152V39H151V42H156V39H154ZM194 40H195V38H194ZM204 40H206V39H204ZM252 40H254V39H252ZM6 41V40H5ZM4 41V43H6ZM42 41V42H41ZM62 41V40H61ZM97 41V40H96ZM126 41V40H125ZM128 41V40H127ZM137 41V40H136ZM139 41V40H138ZM137 41V42H138ZM143 41V40H142ZM149 41V40H148ZM160 41H162V39L160 40ZM165 41V43L166 42H168V40H163V42ZM172 41H174V39L172 40ZM178 41V40H177ZM1 42H2V38H1ZM12 42V41H11ZM57 42V41H56ZM103 42V41H102ZM105 42V43H106ZM114 42H116V41H114ZM119 42V41H118ZM117 42V43H118ZM121 42V41H120ZM122 42H124V41H122ZM131 42V41H130ZM132 42H135L134 40H132ZM140 42H141V40H140ZM144 42H143V45H144ZM150 42V43H151ZM171 42V41H170ZM204 42V41H203ZM8 43V42H7ZM6 43V44H7ZM10 43V42H9ZM14 43V42H13ZM58 43V42H57ZM98 43H100V42H98ZM105 43H103V44H105ZM136 43V42H135ZM139 43V42H138ZM148 43V42H147ZM146 42H145V45L147 44ZM149 43V44H150ZM187 43V42H186ZM59 44H60V41H59ZM82 44H84L83 46H82ZM96 44H97V42H96ZM96 44H95V47H96ZM101 44V43H100ZM116 44V43H115ZM115 44L113 43L112 44V49H113V46H115ZM118 44H120V43H118ZM117 44V47H119V45ZM124 44V43H123ZM122 44V47L124 46V45H126V43L123 45ZM133 44V43H132ZM131 44V45H132ZM149 44H147L148 45V47H149V49H147V50H145V51H148L147 53H145V54H148V56L150 55V53H152L153 52V50H156L157 51V49H159L160 47L162 48V46L161 45H159V46H156V47H158V48H156V49H153L152 51L150 50V46H149ZM152 44H154V43H151L150 45H151V47H152ZM156 44V43H155ZM171 44V43H170ZM196 44V43H195ZM206 44V43H205ZM3 45V44H2ZM9 45V44H8ZM8 45H3L4 47H6L7 48V46ZM61 45V44H60ZM121 45V44H120ZM129 45H130V43H129ZM169 45V44H168ZM173 45H178L177 43H175V44H173ZM172 45V46H173ZM181 45H184V42H183V44H181ZM54 46V45H53ZM57 46V45H56ZM81 46H82V50H81ZM104 46V45H103ZM127 46V45H126ZM134 46H136V45H134ZM138 46V45H137ZM165 46V45H164ZM166 46H167V43H166ZM180 46V45H179ZM185 46V45H184ZM189 46V45H188ZM2 47V46H1ZM0 47V48H1ZM11 47V49H12V45L10 44V46H9V48ZM58 48H59V46H57ZM94 47V46H93ZM99 47H101V45H99ZM108 47H111L110 45H108ZM132 47V46H131ZM141 46L139 45V48H140ZM147 47V46H146ZM169 47V46H168ZM167 47V48H168ZM181 47V46H180ZM196 47V46H195ZM203 47V46H202ZM43 48H44V45H43ZM54 48V47H53ZM56 48V47H55ZM102 48V47H101ZM103 48H105V51L104 52H106V49L109 51V50H111L112 51V49H108V48H106V47H103ZM124 48H126V47H124ZM135 48H137V47H135ZM142 48V47H141ZM144 49H145V47H143ZM153 48H154V45H153ZM171 47H169V49H170ZM173 48V47H172ZM171 48V49H172ZM191 48V47H190ZM198 48V47H197ZM206 48V47H205ZM4 50H5V48H3ZM59 49V50H60ZM99 49V51H101L102 49H100V48H98ZM128 49H130V48H128ZM138 49V48H137ZM143 49V50H144ZM170 49V52L172 51ZM180 49H182V48H180ZM58 50V49H57ZM58 50V51H59ZM115 50V51H114ZM113 50V52H115L116 54H117V50H119V48H117V50H116V48ZM132 50H134L133 48H132ZM173 50H174V48H173ZM177 50V49H176ZM196 50V49H195ZM204 50V49H203ZM6 51V50H5ZM42 51V50H41ZM41 51H40V53H41ZM52 51H54L53 49H52ZM52 51H51V53L49 52V54H51L52 55ZM107 51V52H108ZM111 51H110V53H111ZM117 51V52H116ZM120 51V50H119ZM122 51H124L123 49H122ZM155 51V52H156ZM163 51H164V49H163ZM162 51V52H163ZM198 51V50H197ZM197 51H194V52H197ZM4 52V51H3ZM8 52V51H7ZM55 52V54H56V50L54 51ZM53 52V53H54ZM97 52H98V50H97ZM103 52V51H102ZM106 52V53H107ZM112 52V53H113ZM125 52H126V49H125ZM131 52V51H130ZM130 52H128V53H130ZM134 52H135V50H134ZM143 51H142V49H141V53H142ZM176 52V51H175ZM179 52V51H178ZM199 52V51H198ZM9 53V52H8ZM58 53V52H57ZM64 53V54H63ZM79 55H78V54ZM96 53V52H95ZM98 53H100V52H98ZM109 53V52H108ZM115 53H114V56H116L115 55ZM124 53V52H123ZM123 53H122V55H123ZM136 53H137V51H136ZM154 53V52H153ZM152 53V54H153ZM157 53V52H156ZM180 53V52H179ZM178 53V54H179ZM59 54V53H58ZM57 54V55H58ZM119 54V53H118ZM118 54H117V56H118ZM121 54V53H120ZM125 54V53H124ZM131 55H133L132 53H130ZM135 54V53H134ZM138 54H139V52H138ZM163 54V53H162ZM166 54H168V53H166ZM177 54V53H176ZM38 55V54H37ZM51 55H49V56H51ZM54 55V54H53ZM76 55H78L77 57H75ZM97 56H98V54H96ZM101 55V54H100ZM100 55H99V57H100ZM102 55H104V54H102ZM101 55V56H102ZM111 56H112V54H110ZM130 55V58L132 57ZM140 55H142V54H140ZM155 54H153V56H154ZM156 55H158V53L156 54ZM160 56H161V54H159ZM165 55V54H164ZM170 55V54H169ZM173 55V54H172ZM175 55V54H174ZM59 56H60V54H59ZM65 56V55H64ZM108 56V55H107ZM106 55H105V57H107ZM116 56V57H117ZM119 56H121V55H119ZM127 56H129V55H127ZM135 56H137V55H135ZM135 56H133V57H135ZM145 56V55H144ZM153 56H151L152 58H153ZM159 56V57H160ZM52 57V56H51ZM50 57V58H51ZM61 57H60V59H61ZM96 56H94L93 58H95ZM103 57V56H102ZM113 57V56H112ZM122 57V56H121ZM124 57V56H123ZM140 57V56H139ZM162 57H163V55H162ZM167 57H169L168 55H167ZM53 58V57H52ZM54 58H56V57H54ZM89 58V59H88ZM108 58H109V56H108ZM118 58V57H117ZM129 58V59H130ZM142 59H143V57H141ZM148 57H146V59H147ZM157 58V57H156ZM166 58V56L164 57V59ZM1 59V58H0ZM3 59V58H2ZM7 59H8V57H7ZM60 59H58V62H60ZM63 59V58H62ZM104 59V58H103ZM107 59V58H106ZM105 59V60H106ZM119 59V58H118ZM124 59H125V57H124ZM145 59V58H144ZM158 59V58H157ZM156 59V60H157ZM51 60V59H50ZM55 59H53V61H54ZM57 60V59H56ZM56 60L54 61V62H56ZM113 60H116V61H118L116 58L114 59L113 58ZM112 60V61H113ZM128 60V59H127ZM127 60H124L123 61V59L121 60V61H123V66H124V64H125V61H127ZM148 60V59H147ZM147 60H146V62H147ZM155 60V61H156ZM159 60V59H158ZM157 60V61H158ZM162 60V59H161ZM160 60V61H161ZM169 60V59H168ZM6 61V60H5ZM93 61H94V59H93ZM99 61H100V59H99ZM99 61H97L98 63H99ZM102 61V60H101ZM121 61H119L120 63H121ZM131 62H133L134 61V58L132 59L131 58V60H130ZM156 61V62H157ZM167 60H165V62H166ZM68 62H70V64H72V65H70ZM71 62H73V63H71ZM107 62H108V59H107ZM106 62V63H107ZM109 62H111L110 61V59H109ZM115 62V61H114ZM143 62H145V61H143ZM148 62H149V60H148ZM162 62V61H161ZM1 63V62H0ZM3 63V62H2ZM10 63V62H9ZM47 63V67H49V65L51 64V63H53L52 62V60H51V63L48 65V61L46 62ZM90 63H91V60H90ZM93 63V62H92ZM98 63H96V64H98ZM103 63H105L104 62V60H103ZM102 63V64H103ZM119 63V64H120ZM127 63V62H126ZM130 63V62H129ZM163 63H164V60H163ZM167 63V62H166ZM58 64V63H57ZM67 64H69V67L67 68ZM95 63H93V65L92 66H97L96 64L94 65ZM101 64V65H102ZM116 64V63H115ZM114 63H113V65H112V68H113V66L115 65ZM119 64H117V65H119ZM133 64H135V63H133ZM145 64H148V65H150L149 63H145ZM144 64V65H145ZM158 64V63H157ZM182 64V63H181ZM184 64V63H183ZM51 65H53V64H51ZM90 65V64H89ZM111 65H108V67H110ZM129 66L130 67V65L129 64H125V66ZM132 65V64H131ZM138 65V64H137ZM151 65H152V63H151ZM167 65V64H166ZM165 65V66H166ZM88 66V67H87ZM116 66V65H115ZM122 66V65H121ZM134 66V65H133ZM132 66V67H133ZM157 66V65H156ZM160 66V65H159ZM184 66V65H183ZM192 66V65H191ZM6 67V66H5ZM52 67V66H51ZM55 67H56V64H55ZM58 67V66H57ZM101 67H103V66H101ZM117 67V66H116ZM115 67V68H116ZM128 67V68H129ZM136 66H134V68H135ZM138 67V66H137ZM137 67L135 68V70L137 69ZM149 66H147L146 65V68H148ZM158 67V66H157ZM162 67V66H161ZM160 67V68H161ZM168 67H171V66H168ZM18 68H19V66H18ZM53 69H54V67H52ZM95 68H97V67H95ZM98 68H99V66H98ZM107 68V67H106ZM125 68V67H124ZM123 68V69H124ZM127 67H126V69H128ZM156 68V67H155ZM164 68V67H163ZM167 67H165L164 68V70L166 69ZM181 68V67H180ZM66 69H64V70H66ZM94 69V68H93ZM99 69H101L102 70V68H99ZM104 69V68H103ZM110 69V68H109ZM109 69L106 71V70H103L104 72L106 71V73H104L103 71H100V72H103L105 75H107V72L109 71ZM117 69V68H116ZM119 69L120 70H123L122 68H120V66H119ZM126 69H124V70H126ZM129 69H131V68H129ZM133 69V68H132ZM131 69V71L133 72H131V71H128L129 72V74H127V75H130V73H132V74H134V71ZM139 69H140V67H139ZM149 69H150V67H149ZM153 69H154V65H153ZM162 69V68H161ZM161 69H158V70H161ZM182 69H184V68H182ZM45 70V69H44ZM47 70H49L50 71V69H47ZM47 70H45V73H46V71ZM55 70V69H54ZM112 70V69H111ZM110 70V71H111ZM123 70V71H124ZM150 70H152V67H151V69ZM149 70V71H150ZM157 70V69H156ZM156 70L154 71V74H156L155 72H156ZM157 70V71H158ZM163 70V69H162ZM167 70H168V68H167ZM171 70V69H170ZM178 70V69H177ZM56 71V70H55ZM54 71V72H55ZM93 71H95V70H93ZM114 71L115 70H112L111 72L112 73H114ZM117 71V70H116ZM139 71V70H138ZM146 71V70H145ZM149 71H147V73L149 72ZM173 71V70H172ZM171 71V72H172ZM175 71V70H174ZM179 71H180V69H179ZM178 71V72H179ZM185 71V70H184ZM9 72V71H8ZM52 72V71H51ZM50 72V73H51ZM57 72V71H56ZM64 72V71H63ZM95 72H97V71H95ZM99 72V71H98ZM111 72H110V75H111ZM118 72V71H117ZM120 72H122V71H120ZM127 72V71H126ZM142 72V71H141ZM141 72H139V73H141ZM144 72V71H143ZM169 72V71H168ZM176 72V71H175ZM174 72V73H175ZM194 72H195V70H194ZM198 72V71H197ZM200 72V71H199ZM47 73H49V72H47ZM46 73V74H47ZM92 73V72H91ZM116 73V72H115ZM119 73V72H118ZM137 73V71L135 72V74ZM150 74H152V71L151 72H149ZM148 73V74H149ZM160 74H161V72H159ZM165 73V72H164ZM163 73V74H164ZM9 74V73H8ZM45 74V75H46ZM53 74V73H52ZM54 74H56L57 75V73H54ZM60 74V73H59ZM95 74H99V73H95ZM94 74V75H95ZM109 74V73H108ZM124 74H125V71L123 72V74H120V75H123L124 76ZM131 74V75H132ZM142 74V73H141ZM154 74H152L154 77H156V75H154ZM168 74V73H167ZM177 74V72L175 73V75ZM197 74V73H196ZM7 75V74H6ZM48 75V74H47ZM56 75L54 76V77H56ZM116 75V74H115ZM137 75V74H136ZM135 75V76H136ZM158 75V74H157ZM162 75V74H161ZM160 75V76H161ZM164 75H166V73L164 74ZM164 75H163V78H162V81H163V79H164ZM172 75H174V74H172ZM180 75V74H179ZM236 75V74H235ZM49 76V75H48ZM59 76V75H58ZM57 76V77H58ZM89 78H91V74H89ZM92 76H93V74H92ZM108 76V75H107ZM117 76H118V74H117ZM139 76H140V74H139ZM138 76V77H139ZM142 76H143V74H142ZM159 76V75H158ZM222 75H221V72H217L215 75H213L212 77L214 78V80H219V78L221 77ZM51 77V76H50ZM54 77H51V78H54ZM93 77H95V76H93ZM97 78H99V79H96L95 78V80L97 81L96 82V84L98 83L99 85H101V87L100 86H98V87H100V89L102 88V84L105 82V76L103 75V74H100L99 76H96ZM111 77V76H110ZM113 77V76H112ZM125 77V76H124ZM128 77V76H127ZM130 77V76H129ZM128 77V78H129ZM138 77H136V79L138 78ZM141 77V76H140ZM167 79H168V76H165ZM176 77H179V76H176ZM184 77H185V75H184ZM245 77H246V74L244 73H242V74H239V75H236V77L232 80V79H224V84H222V87H221V89L218 91V93H221V96L222 97H220L219 98V101L222 103V102H227V100L229 99V97L231 96V95H234L235 94V89H236V85L237 84H239V83H241L242 81H244V79H245ZM39 78V77H38ZM46 78H47V76H46ZM50 78V79H51ZM84 78V79H85ZM157 78V77H156ZM161 78V77H160ZM180 78V77H179ZM232 78V77H231ZM45 79V78H44ZM44 79H42V80H44ZM56 79V78H55ZM80 79V80H79ZM108 79V78H107ZM112 78H110V80H111ZM116 79V78H115ZM115 79H113V80H115ZM119 79H121V78H119L118 77V79L117 80H119ZM125 79V78H124ZM141 79H144V78H142L141 77ZM140 79V82H142V83H145V81H142ZM182 79V78H181ZM47 80V79H46ZM54 79H52V81H53ZM60 80V78H58V82H60L61 80H62V78H61V80ZM79 80V81H78ZM123 80V79H122ZM171 80V79H170ZM177 80H179V79H177ZM208 80V79H207ZM13 81V80H12ZM38 81L39 80H37V83H38ZM40 81H41V79H40ZM48 81H50V80H47V82ZM52 81H50V86H51V82ZM87 81H92V80H88V78H87ZM86 81V82H87ZM93 81H94V79H93ZM138 81V80H137ZM148 81H149V79H148ZM151 81V80H150ZM149 81V82H150ZM165 82H167L166 81V79L164 80ZM227 81H229V82H227ZM11 82V81H10ZM10 82H8V84L10 83ZM46 81H43V83H40L41 85L42 84H44ZM46 82V83H47ZM53 82H55V84L57 83V79H56V81L54 80ZM88 82V83H89ZM116 80H115V85H116ZM123 82V81H122ZM125 82H127V84L125 83ZM131 82H133V81H130V83H128V81H124L123 83H125V87L126 88H129V86L130 85H132L131 84ZM147 83V84H149L150 86H152V85H154V83H155V80H154V83H152V82H150V83ZM157 82V81H156ZM161 82V80L159 81V83ZM173 82V81H172ZM178 81H175V83H177ZM199 82V81H198ZM49 83V82H48ZM83 83L86 85L87 83H85V81H83ZM91 83V82H90ZM95 83V82H94ZM119 84H121V80L118 82ZM122 83V84H123ZM152 83V84H151ZM215 83V82H214ZM40 84H38V85H40ZM113 84V85H114ZM128 84H130L129 86H128ZM135 84H137V83H135ZM164 84V83H163ZM163 84H158V85H160V88H164L163 87ZM172 84V83H171ZM246 84V83H245ZM35 85H36V83H34V86H33V84H32V86L33 87H35ZM46 85V84H45ZM48 85V84H47ZM54 85V84H53ZM71 85L69 86V91L72 89H70V87H71ZM114 85V86H115ZM156 85V84H155ZM161 85H162V87H161ZM169 85V84H168ZM167 85V86H168ZM172 85H174V84H172ZM172 85H171V87H172ZM194 85V84H193ZM12 86V85H11ZM32 86H31V89H32ZM58 86H59V84H57V86L55 87V88H57V89H59L58 88ZM93 86V85H92ZM111 86V85H110ZM113 86V87H114ZM123 86V85H122ZM128 86V87H127ZM135 86V85H134ZM138 86V85H137ZM139 86H140V84H139ZM147 86V85H146ZM166 86V85H165ZM95 87H97L96 85H95ZM97 87V88H98ZM104 87V86H103ZM117 87V86H116ZM124 87V88H125ZM132 87H133V85H132ZM140 87H142V86H140ZM153 88H151V87H147V88H151V89H154L156 86H152ZM174 87V86H173ZM198 87H200L198 84H195V88L196 89H198ZM36 88H38V86L36 87ZM44 88V87H43ZM94 88V87H93ZM97 88H96V90H97ZM117 88H119V87H117ZM116 88V89H117ZM9 89V88H8ZM35 89V88H34ZM39 90H37L38 91V93H39V91H41L40 89H42V87L41 88H38ZM51 88H49V85H48V87L46 88V90H45V88L43 89V90H45L44 92L42 91V94L43 95H45V96H49L48 94H47V92L50 90ZM52 89H53V86H52ZM64 89V90H63ZM66 89V90H65ZM95 89V88H94ZM93 89V90H94ZM100 89L99 90H97V91H100ZM103 89H107L106 87L105 88H103ZM103 89H101V92H102V90ZM113 89H115V88H113ZM121 89V87L119 88V90ZM143 89V88H142ZM167 89V88H166ZM165 89V90H166ZM168 89H170V88H168ZM175 89V88H174ZM258 89V88H257ZM63 90V91H62ZM123 90V89H122ZM125 90V89H124ZM130 90H131V88H130ZM129 90V92H131ZM164 90V89H163ZM172 90V88L170 89V91ZM176 90V89H175ZM189 90V89H188ZM30 91V90H29ZM32 91V90H31ZM36 91V90H35ZM54 91V90H53ZM68 91V90H67ZM73 91V90H72ZM72 91H70V92H72ZM96 91V92H97ZM105 91V90H104ZM107 91V90H106ZM105 91V92H106ZM113 90H111V92H112ZM126 91V90H125ZM138 91V90H137ZM156 91H157V89H156ZM158 91H159V88H158ZM157 91V92H158ZM177 91V90H176ZM193 91V90H192ZM33 92V91H32ZM32 92H31V94H32ZM50 92H52V91H50ZM49 92V93H50ZM58 92V93H59ZM69 92V93H70ZM87 92V91H86ZM90 92H92V89H91V91ZM95 92V93H96ZM105 92H102V93H104V95L106 94ZM109 92V91H108ZM110 92V93H111ZM114 92H115V90H114ZM113 92V93H114ZM116 92H119V91H117L116 90ZM121 92V91H120ZM128 92V93H129ZM133 92V91H132ZM147 92V91H146ZM162 92V91H161ZM168 92V91H167ZM181 92V91H180ZM256 92H257V90H256ZM35 93H37V92H34V95L33 96H31V97H33V99H30V100H34V98H36V97H34L35 96ZM99 92H97V96H98V98H99V95L100 94H98ZM110 93L107 95L108 97H107V99H108V101H113L114 100V98L112 99L111 97V95H110ZM123 93V92H122ZM121 93V94H122ZM134 93H136V92H134ZM138 93V92H137ZM149 93V92H148ZM170 93V92H169ZM8 94V93H7ZM47 94V95H46ZM51 94H53V93H51ZM60 94V93H59ZM63 94V93H62ZM64 94H66V93H64ZM63 94V95H64ZM71 94V93H70ZM88 94V93H87ZM87 94H85V95H87ZM125 94V93H124ZM124 94H122V96L124 95ZM129 94H131V93H129ZM39 95V94H38ZM38 95H36V96H38ZM56 95V94H55ZM69 95V94H68ZM89 95H91L90 97H92V93L91 94H88V96ZM95 95V94H94ZM93 95V96H94ZM102 95V94H101ZM105 95V96H106ZM126 95H128V94H126ZM260 95L261 96H259V99H260V97H263V100H264V88L262 89V91L260 92ZM6 96V95H5ZM44 96V97H45ZM65 96H67V95H64V96H58L57 95V98L55 99V98H53L52 100H53V102L52 103H55V102H60L61 100H62V98L63 97H65ZM109 96H110V98H111V100H109L110 98H109ZM114 96H115V94H114ZM113 96V97H114ZM118 96V95H117ZM125 96V95H124ZM42 97V96H41ZM51 97H53V96H49V97H47V99L48 98H51ZM60 97H61V99H60ZM83 97V96H82ZM96 97V96H95ZM144 97V96H143ZM40 98V97H39ZM69 98V99H70ZM79 98L81 99V100H83V101H81L80 102V100H79ZM102 98V100L104 101H106V98L105 97H101ZM104 98V99H103ZM116 98V97H115ZM120 98H123V97H121L120 96ZM130 98V97H129ZM141 98V97H140ZM217 98V97H216ZM42 99V98H41ZM40 99V100H41ZM54 99H55V102H54ZM60 99V100H59ZM64 100H66L65 98H63ZM87 99H89V97L87 98ZM97 99V98H96ZM118 99H119V97H118ZM118 99H116V100H118ZM124 99V98H123ZM131 99V98H130ZM136 99V98H135ZM142 99V98H141ZM146 99V98H145ZM218 99V98H217ZM44 100H45V98L44 99H42V101H43V103H44ZM63 100V101H64ZM90 100V99H89ZM95 98L93 99V97H92V99L90 100L91 101V103L92 102H94V104H95ZM99 100H101L100 98H99ZM98 100V101H99ZM101 100V101H102ZM120 100V99H119ZM126 100V99H125ZM129 100V99H128ZM8 101V100H7ZM36 101V103H37V101L38 100H35ZM34 101V102H35ZM41 101V102H42ZM46 101V100H45ZM67 101H69L68 100V98H67ZM79 101V102H78ZM107 101V102H108ZM111 101V102H112ZM115 101V100H114ZM113 101V102H114ZM133 101V100H132ZM137 101V100H136ZM135 101V102H136ZM258 101V100H257ZM40 102V101H39ZM47 102H48V100H47ZM46 102V103H47ZM100 102V101H99ZM107 102H105V103H107ZM118 102H120V101H118ZM117 102V104H119ZM122 102V101H121ZM130 102H131V100H130ZM130 102H128V103H130ZM31 103H32V101H31ZM35 103V104H36ZM43 103H40V105L42 104V105H44ZM49 103V102H48ZM52 103H51V105H50V109L49 110H52L53 108H54V106H52ZM61 103V102H60ZM91 103H89V104H91ZM104 103V102H103ZM102 103V104H103ZM108 103H110V102H108ZM115 103V102H114ZM136 103H138V102H136ZM228 103V102H227ZM34 104V105H35ZM50 104V103H49ZM64 104V105H65ZM99 105H100V103H98ZM98 104L96 103V106H98ZM101 104V105H102ZM111 104V103H110ZM126 104V103H125ZM133 104V103H132ZM146 104V103H145ZM256 104V103H255ZM25 105H27V104H25ZM32 105V104H31ZM46 106L48 105V104H45ZM55 105H57V103H55ZM64 105L62 106L61 105V109H63L62 107H64ZM93 104H91V106H92ZM104 105V104H103ZM112 105V104H111ZM115 105V104H114ZM127 105V104H126ZM135 105V104H134ZM36 106V105H35ZM34 106V107H35ZM59 106V105H58ZM87 106H88V103H87ZM95 106V105H94ZM95 106V107H96ZM24 107V106H23ZM28 107V106H27ZM39 107V106H38ZM41 107V106H40ZM66 107V106H65ZM93 107V106H92ZM101 107V106H100ZM99 107V109H102V108H100ZM106 107H107V105H106ZM129 107V106H128ZM133 107V106H132ZM137 107V106H136ZM57 108V107H56ZM59 108H60V106H59ZM59 108H58V110H56L57 112H56V114H55V118L53 119V121L55 120L56 121V118L57 117H59V118H63V117H66V115H68L69 113H67V110H65V111H61L60 112V115H58V111H59ZM86 107H85V105H84V108H82V109H85ZM89 108H90V105H89ZM88 108V109H89ZM98 108V107H97ZM110 108V107H109ZM123 108V107H122ZM134 108V107H133ZM132 108V109H133ZM140 108V107H139ZM24 109V108H23ZM60 109V110H61ZM69 109V110H70ZM88 109H85L86 111L88 110ZM104 109V108H103ZM108 108H106V110H107ZM27 110V109H26ZM26 110L24 111V110H22V112L24 111V112H26ZM29 110V109H28ZM31 110L32 109H30L29 111L31 112ZM36 110H38V109H36V107H35V111ZM40 110V109H39ZM39 110H38V113H39ZM48 110V109H47ZM54 110V109H53ZM52 110V111H53ZM95 110V109H94ZM113 110V109H112ZM33 111H34V108H33ZM32 111V112H33ZM89 111V110H88ZM97 111V115L96 114H94L95 112ZM96 111H94V113H92L94 116L96 115L97 117L99 116V114H98V112H99V110H96ZM102 111V110H101ZM100 111V112H101ZM107 111H109V110H107ZM107 111L105 112V111H102V114H100V115H102V116H104L105 114H107ZM110 111H111V109H110ZM109 111V112H110ZM140 111V110H139ZM183 111V110H182ZM18 112V111H17ZM22 112H21V115H22ZM42 112H46V110H44V111H42ZM55 112V111H54ZM53 112V113H54ZM103 112L105 113L104 115H103ZM166 112H167V110H166ZM47 113V112H46ZM85 112H83V116L84 115H86V114H84ZM112 113V115H113V118H114V112L112 111L111 112ZM264 113V112H263ZM26 114H27V112H26ZM25 114V115H26ZM31 115H32V113H30ZM34 114H35V112H34ZM40 114H41V112H40ZM48 114H49V112H48ZM51 114H52V112H51ZM51 114H49L50 115V117L49 116H47V117H49V118H51ZM89 114H90V112H89ZM109 114V113H108ZM179 114V113H178ZM24 115V116H25ZM36 115H38L37 114V112H36ZM45 115V114H44ZM54 115V114H53ZM52 115V116H53ZM58 115V116H57ZM74 115V114H73ZM78 114H76V116H77ZM112 115H109V116H112ZM226 115V114H225ZM262 115V114H261ZM23 116V115H22ZM35 116V115H34ZM71 117H72V115H70ZM95 116V117H96ZM102 116H100L101 118H102ZM116 116V115H115ZM31 117V118H30ZM30 117H28V119L30 118L31 120V122H32V119L33 118H35V117H33L32 118V116H30ZM41 117H43L42 116V114H41ZM45 117H46V115H45ZM46 117V118H47ZM85 117H88V116H85ZM85 117H83V120H84V118ZM93 117V116H92ZM94 117V118H95ZM177 117V116H176ZM22 118V117H21ZM37 118H39V120H40V122H42L41 120H42V118L40 119V116L38 117L37 116ZM48 118V119H49ZM106 118H107V116H106ZM121 118H124V117H121ZM257 118V117H256ZM9 119V118H8ZM24 119V118H23ZM47 119V120H48ZM91 119V118H90ZM99 119V118H98ZM109 119V118H108ZM226 119V118H225ZM12 120V119H11ZM37 120V119H36ZM46 120V119H45ZM51 120V119H50ZM49 120V121H50ZM70 120H72V119H70ZM95 120V119H94ZM109 120H111V119H109ZM115 119H113L112 120V122L114 121ZM15 121V120H14ZM18 120L16 119V121L15 122H17ZM52 121V122H53ZM73 121H74V119H73ZM102 121H105L106 123H107V121H106V119L104 120H100L99 122H101L102 123ZM9 122V121H8ZM27 123H28V125L31 123H29L28 121H26ZM35 122H37V123H35ZM34 123L35 124H39V127L37 126V130L39 129L40 130V128H43L44 126L43 125H46L45 123H43L42 124V126L40 127V122L38 123V121H35ZM44 122V121H43ZM48 122V121H47ZM46 122V123H47ZM61 122V121H60ZM60 122H58V123H60ZM84 121H82L81 122V124L83 123ZM109 122V121H108ZM21 123V122H20ZM33 123V122H32ZM33 123V124H34ZM49 124L51 123V122H48ZM69 123H70V121H69ZM74 123V122H73ZM77 122H75L74 124H76ZM79 123V122H78ZM77 123V124H78ZM100 123V124H101ZM110 124H111V121L109 122ZM109 123H107V124H109ZM114 123V122H113ZM12 124V123H11ZM15 124V123H14ZM19 123H17V124H15V125H18ZM23 124H24V122H23ZM48 124V125H49ZM53 124V123H52ZM76 124V125H77ZM80 124V125H81ZM92 125L93 124H98L99 125V123H91ZM106 124V125H107ZM117 124V123H116ZM262 124H263V127H264V116H263V119H262ZM25 125H27V124H25ZM27 125V126H28ZM53 125H56L55 124V122H54V124ZM61 125V124H60ZM60 125H58V127L60 126ZM70 125H72V124H70ZM86 125H87V123H86ZM103 125H104V123H103ZM115 125V124H114ZM119 125V124H118ZM121 125V124H120ZM128 125V124H127ZM11 126V125H10ZM24 126V125H23ZM36 126V125H35ZM52 126V125H51ZM62 126H64V125H62ZM74 125H72V127H73ZM78 126V125H77ZM105 126V125H104ZM110 126V125H109ZM122 126H124V125H122ZM9 127V126H8ZM14 127V126H13ZM20 127V126H19ZM22 127V126H21ZM30 127H31V125H30ZM30 127H29V129H30ZM45 127H48V126H45ZM50 127V126H49ZM56 127V126H55ZM96 127H97V129H98V126L96 125ZM95 126H94V128H96ZM11 128V127H10ZM16 128V127H15ZM14 128V129H15ZM52 128V127H51ZM57 128V127H56ZM55 128V129H56ZM59 128H62V127H59ZM64 128H65V126H64ZM69 128V127H68ZM100 129L102 128V127H99ZM13 129V130H14ZM21 129V128H20ZM32 129V128H31ZM30 129V130H31ZM35 129V127H34V130H36ZM43 129H45V128H43ZM43 129H41V130H43ZM49 129V128H48ZM47 129V130H48ZM58 129V128H57ZM74 129H76V130H78L77 129V127L75 128L74 127ZM103 129V128H102ZM110 129V128H109ZM112 129V128H111ZM116 129V128H115ZM119 128H117V130H118ZM23 130V129H22ZM21 130V131H22ZM37 130H36V132H37ZM40 130V131H41ZM95 130V129H94ZM114 130V129H113ZM43 131H45L46 132V130H43ZM43 131H41V132H43ZM56 131V130H55ZM69 131H70V129H69ZM109 131V130H108ZM22 132H24V130L22 131ZM32 132H34V131H32ZM41 132H39V133H41ZM48 132V131H47ZM49 132H50V130H49ZM52 132H54V130L52 131ZM93 132V131H92ZM113 132V131H112ZM9 133V132H8ZM35 133V132H34ZM38 133V132H37ZM119 133V132H118ZM20 134V133H19ZM33 134V133H32ZM43 134V133H42ZM42 134H40V135H42ZM46 134V133H45ZM45 134H44V136H45ZM47 134H49V133H47ZM46 134V136H48ZM50 134H51V132H50ZM49 134V135H50ZM66 134H67V132H66ZM82 134V133H81ZM93 134H94V132H93ZM120 134V133H119ZM118 134V135H119ZM27 135V134H26ZM40 135H36V136H40ZM73 135V134H72ZM98 135V134H97ZM101 135V134H100ZM99 135V136H100ZM108 135V134H107ZM116 135H117V133H116ZM115 134L113 135V136H116ZM44 136H40V138H42L41 139V141H43V140H45V139H43V137ZM55 136V135H54ZM87 136V135H86ZM112 136V135H111ZM13 137V136H12ZM15 137V136H14ZM20 137V136H19ZM84 137V136H83ZM9 138V137H8ZM70 138V137H69ZM98 138V137H97ZM104 138V137H103ZM109 138V137H108ZM117 138V137H116ZM132 138H133V136H132ZM139 138V137H138ZM13 139V138H12ZM26 139V138H25ZM35 139H38V140H40L39 139V137L38 138H35ZM34 139V140H35ZM47 140H49L48 138H46ZM71 139V138H70ZM81 139V138H80ZM95 139V138H94ZM93 139V140H94ZM115 139V138H114ZM120 139V138H119ZM264 139V138H263ZM22 140V139H21ZM47 140H45V141H47ZM98 140V139H97ZM110 140H111V138H110ZM146 140V139H145ZM150 140V139H149ZM45 141L44 142H39V143H45ZM54 141V140H53ZM87 141V140H86ZM92 141V140H91ZM104 141V140H103ZM106 141V140H105ZM22 142V141H21ZM52 142V141H51ZM83 142V141H82ZM110 142V141H109ZM115 142H117L116 140H115ZM122 142V141H121ZM24 143V142H23ZM89 143H90V141H89ZM96 143V142H95ZM108 143V142H107ZM134 144H135V142H133ZM141 143V142H140ZM46 144V143H45ZM55 144V143H54ZM101 144V143H100ZM104 144V143H103ZM115 144V143H114ZM129 144V143H128ZM132 144V143H131ZM133 144V145H134ZM138 144V143H137ZM147 144H148V142H147ZM40 145V144H39ZM39 145H37V146H39ZM132 145V146H133ZM6 146V145H5ZM17 146H18V144H17ZM51 146V145H50ZM124 146H126V145H124ZM128 146V145H127ZM137 146V145H136ZM142 146H144V144L142 145ZM151 146V145H150ZM149 146V144H148V147H150ZM153 146V145H152ZM14 147V146H13ZM21 147V146H20ZM54 147V146H53ZM103 147V146H102ZM236 147V146H235ZM233 148V149H231V150H227L226 152H224L222 149H216L214 152H212L211 153V155H209V158L208 159H206V161H207V163H208V165H207V167H205V168H207V170L206 171H208L207 172V174L208 175H212L214 172H215V170L216 169H218V168H220V167H222V166H224V165H231L232 167H233V171H234V176H233V178L224 186V188H223V190L225 191V195L223 196V198L224 197H226V196H228V192H229V190H232V189H234V187H235V183H236V181L238 180V178L241 176V174L243 173V171H244V169H245V167H246V165L248 164V162H249V159L252 157V155H253V153L250 151V148L246 145L245 146V144H240L239 146H237L236 148ZM57 148H59V147H57ZM104 148V147H103ZM110 148V147H109ZM115 148V147H114ZM113 147H112V149H114ZM120 148V147H119ZM119 148H115L116 150H118ZM108 149V148H107ZM132 149V148H131ZM139 149H141V147L140 148H138V150ZM16 150V149H15ZM18 150V149H17ZM62 151H63V149H61ZM116 150H114V151H116ZM142 150V149H141ZM149 150V149H148ZM18 151H20V150H18ZM17 151V152H18ZM22 151V150H21ZM57 151H59V150H57ZM72 152V151H71ZM74 152V151H73ZM119 152H121V150L119 151ZM118 152V153H119ZM142 151H140V153H141ZM144 152V151H143ZM148 152V151H147ZM55 153H57V152H55ZM54 153V154H55ZM113 153H115V152H113ZM117 153V152H116ZM50 154V153H49ZM142 154V153H141ZM150 154V153H149ZM148 154V155H149ZM67 155V154H66ZM137 155V154H136ZM144 155H145V153H144ZM52 156V155H51ZM65 156V155H64ZM206 156H208V154L206 155ZM53 157V156H52ZM83 157V156H82ZM81 157V158H82ZM75 158H77V156L75 157ZM80 158V159H81ZM145 158V157H144ZM254 158V157H253ZM57 159V158H56ZM54 160V159H53ZM133 162V161H132ZM84 163V162H83ZM134 163V162H133ZM11 164V163H10ZM37 164V163H36ZM18 166V165H17ZM38 166V165H37ZM44 166V165H43ZM19 167V166H18ZM45 167V166H44ZM146 167V166H145ZM148 167V166H147ZM146 167V169L144 170V172H141L142 174H140V175H137V180H140L141 182H143V183H145L146 185V188H147V186H149V184H150V182L152 181V173H151V170L149 169V168H147ZM3 169V168H2ZM15 169V168H14ZM19 169V168H18ZM28 169V168H27ZM25 170V169H24ZM130 170V169H129ZM139 170V169H138ZM31 171V170H30ZM91 171V170H90ZM126 171V170H125ZM128 171V170H127ZM134 171V170H133ZM141 171V170H140ZM140 171H138V172H140ZM15 172H17V171H15ZM18 172H19V170H18ZM131 172V171H130ZM138 172H136V173H138ZM203 172V171H202ZM204 172H205V170H204ZM20 173H21V171H20ZM52 173V172H51ZM134 173V172H133ZM13 174V173H12ZM25 174V173H24ZM31 174V173H30ZM131 174V173H130ZM128 175V174H122L121 173V175H118L117 177H116V184L114 185V187H119V189L121 190V187H124L126 184H125V182L127 183V181H129V180H132V176L131 175ZM198 174V173H197ZM204 174V173H203ZM203 174H199V175H191L190 176V183H191V185L195 188V187H200V185L203 183V178H202V175ZM206 174V175H207ZM23 175V174H22ZM33 175V174H32ZM9 176H11L10 175V173H9ZM13 176V175H12ZM21 176V175H20ZM28 176V175H27ZM131 176V177H130ZM7 177V176H6ZM16 177V176H15ZM206 177V176H205ZM22 178V177H21ZM24 178V177H23ZM36 178V177H35ZM5 179V178H4ZM18 179V178H17ZM25 179V178H24ZM26 179H29V176L26 178ZM37 179H38V177H37ZM136 179V178H135ZM11 180V179H10ZM19 180H20V177H19ZM164 180V179H163ZM12 181H14V180H12ZM31 181H33V180H31ZM41 181H43L42 179H41ZM166 181V180H165ZM168 181V180H167ZM205 181V180H204ZM22 184H25V182L22 180ZM35 182V181H34ZM46 182V181H45ZM134 182V181H133ZM140 182V183H141ZM130 183V182H129ZM143 183H142V186H143ZM15 184V183H14ZM27 185L29 184V183H26ZM40 184V183H39ZM37 185V184H36ZM44 185V184H43ZM133 185V184H132ZM132 185H130V186H132ZM151 185V184H150ZM38 186V185H37ZM129 186V185H128ZM134 186V185H133ZM141 186V187H142ZM27 187V186H26ZM29 187V186H28ZM18 188V187H17ZM20 188V187H19ZM32 188V187H31ZM33 188H34V186H33ZM32 188V189H33ZM35 188H36V186H35ZM40 188H42V189H40V190H44L43 189V187H40ZM45 188V187H44ZM116 188V189H117ZM136 188V187H135ZM28 189V188H27ZM52 189V188H51ZM129 189H130V187H128V192H130L129 191ZM197 190H196V192L195 191H193V192H195V193H193L194 195H190V194H188V193H180V194H182V195H184L185 197H194V196H199V197H201V198H207V197H209V196H212V193L211 192H208L207 190H205V188L203 189V188H196ZM20 190V189H19ZM36 190V189H35ZM35 190H33V191H35ZM48 190V189H47ZM134 190H137V189H134ZM146 190V189H145ZM173 190V189H172ZM49 191V190H48ZM54 191V190H53ZM122 191V190H121ZM138 191V190H137ZM136 191V192H137ZM174 191V190H173ZM36 193L38 192V191H35ZM43 192V191H42ZM50 192V191H49ZM48 192V193H49ZM175 192V191H174ZM231 192V191H230ZM34 193V192H33ZM127 193V192H126ZM125 193V194H126ZM131 193V192H130ZM40 194V193H39ZM49 194H51V195H54L52 192L51 193H49ZM129 194V193H128ZM41 195H42V193H41ZM51 195H50V197H51ZM118 195V194H117ZM31 196V195H30ZM35 196V195H34ZM33 196V198H35ZM222 196V195H221ZM220 196V194H216V195H213L212 197H213V199H214V206L212 207L213 208V210H212V217L211 218H213L214 220L215 219H217L218 217H219V215H220V213H221V202H223V200H222V198H220L221 197ZM29 197V196H28ZM37 197V196H36ZM53 198V197H52ZM130 198V197H129ZM41 199V198H40ZM58 199V198H57ZM133 199V198H132ZM33 200V199H32ZM131 200V199H130ZM36 201V200H35ZM40 201V200H39ZM32 202V201H31ZM65 203V202H64ZM133 203V202H132ZM44 204V203H43ZM66 206H67V204H65ZM69 205V204H68ZM41 206V205H40ZM71 205H69L68 207H70ZM34 207V206H33ZM42 207V206H41ZM49 207V206H48ZM47 207V208H48ZM58 207V206H57ZM57 207H56V209H57ZM40 208V207H39ZM74 208V207H73ZM223 209V208H222ZM71 210H72V208H71ZM75 209H73V211H74ZM1 211V210H0ZM2 211H3V209H2ZM51 212V211H50ZM63 212H64V210H63ZM75 212H77L76 210H75ZM37 213H38V211H37ZM130 213V212H129ZM4 214V213H3ZM39 214V213H38ZM78 214H79V212H78ZM37 215V214H36ZM50 215V214H49ZM68 215H71V214H68ZM3 216V215H2ZM35 216V215H34ZM4 217V216H3ZM76 217H74L73 219H75ZM70 219V218H69ZM49 220V219H48ZM72 220V219H71ZM82 220V219H81ZM76 221H77V219H76ZM1 222V221H0ZM44 222V221H43ZM68 221H66V223H67ZM81 222V221H80ZM72 223H73V220H72ZM50 224V223H49ZM74 224V223H73ZM43 225V224H42ZM47 225V224H46ZM52 225V224H51ZM84 225H85V223H84ZM67 226V225H66ZM76 226V225H75ZM81 226V225H80ZM83 226V225H82ZM86 226V225H85ZM33 227V226H32ZM69 227V226H68ZM77 227V226H76ZM90 227V226H89ZM130 227H131V225H130ZM35 228V227H34ZM42 228V227H41ZM74 229H75V227H74ZM74 229H73V231H74ZM113 229H115V228H113ZM129 229H131V238H130V240H129V245H126L127 246V248L129 247L130 248V250L133 248L134 249V247H136L138 244H137V242L138 241H140L141 242V239L142 240H145L146 242H144L143 244L145 245V247H146V250L149 248L150 249V247L151 246H154L153 245V241L151 240V239H148V238H146L145 237V234L140 230V229H137V228H129ZM43 230H44V228H43ZM93 230V229H92ZM111 230H112V228H111ZM42 231V230H41ZM45 231V230H44ZM76 231H77V228H76ZM88 231V230H87ZM90 231V230H89ZM95 231V230H94ZM117 232V231H116ZM71 233H73V232H71ZM70 233V234H71ZM76 233V232H75ZM95 233V232H94ZM115 233V232H114ZM42 234V233H41ZM68 234V233H67ZM69 234V235H70ZM74 234V233H73ZM88 234V233H87ZM92 234H93V232H92ZM22 235V234H21ZM86 235V234H85ZM44 236V235H43ZM72 236V235H71ZM97 236V235H96ZM101 235H99V237H100ZM75 237V236H74ZM85 237V236H84ZM83 237V238H84ZM94 237V236H93ZM72 238H73V236H72ZM76 238L77 237H75V241H77L78 240V238H77V240H76ZM79 238H81V237H79ZM82 238V239H83ZM89 238V237H88ZM96 238V237H95ZM102 238H103V236H102ZM122 238V237H121ZM18 239H19V237H18ZM85 239H87L86 237L84 238V240ZM91 239H93V238H91ZM91 239H89V240H91ZM117 239V238H116ZM123 239V238H122ZM21 240V239H20ZM19 240V241H20ZM107 241L109 242V240L107 239ZM119 241V240H118ZM14 242V241H13ZM79 242V241H78ZM77 242V243H78ZM80 242H81V240H80ZM79 242V243H80ZM83 242V241H82ZM104 242H106L105 240H104ZM107 242V243H108ZM135 242V243H134ZM18 243V242H17ZM72 243H73V241H72ZM78 243V244H79ZM115 243V242H114ZM123 243V242H122ZM121 243V244H122ZM142 243V242H141ZM13 244V243H12ZM67 244V243H66ZM88 244V243H87ZM105 244V243H104ZM116 244V243H115ZM125 244V243H124ZM77 245V244H76ZM84 245V244H83ZM98 245V242H97V240H91V242H89V247H88V249L86 250V251H84V250H82V251H84L83 253H82V251H81V255H79L80 254V252H79V254H77L78 256L76 257L77 259L73 262V259H72V262H71V260H70V262H71V264L73 263V264H82V263H85V259H86V255L88 254V253H90L91 251L93 252V250L95 249V247ZM19 245H17V247H18ZM31 246V245H30ZM75 246V245H74ZM77 246H79V245H77ZM76 246V247H77ZM86 246V245H85ZM105 246V245H104ZM70 248V246L68 245L67 247H65L66 249L67 248ZM87 247V246H86ZM101 247V246H100ZM121 247V246H120ZM142 247V246H141ZM21 248H22V246H21ZM32 248V247H31ZM62 248V247H61ZM69 248H68V250H69ZM102 248H103V244H102ZM117 248V247H116ZM128 248V249H129ZM24 249V248H23ZM22 249V250H23ZM63 249V248H62ZM81 249H83V248H81ZM100 249V248H99ZM107 249V248H106ZM122 249H123V247H122ZM122 249H120V251L122 250ZM127 249V250H128ZM31 250V249H30ZM43 250V249H42ZM126 249H125V251H127ZM137 250H143V249H140V247L139 248H137V249H135V251H133L132 250V252H133V259H129V260H133L134 262L137 260V262L139 261L138 259L143 255V253L145 252L146 254H148L147 253V251H142L141 253H142V255L140 256V255H137V254H139V251H137ZM38 251V250H37ZM59 251V250H58ZM61 251V250H60ZM57 252V253H61V252ZM64 250H62V253H64L63 252ZM79 251V250H78ZM118 251V250H117ZM124 251V250H123ZM149 251V250H148ZM7 252V251H6ZM26 252V251H25ZM76 252V251H75ZM99 252V251H98ZM102 252V251H101ZM2 253V252H1ZM4 253V252H3ZM29 253V252H28ZM94 253V252H93ZM122 253H124V252H122ZM140 253V254H141ZM144 253V254H145ZM153 253H155V252H153ZM17 254V253H16ZM59 254H58V256H59ZM76 254V253H75ZM101 254H103V253H100V256L102 257V255ZM105 254H107V253H105ZM105 254H103V255H105ZM156 254V253H155ZM161 254V253H160ZM3 255V254H2ZM30 255V254H29ZM57 255V254H56ZM70 255V254H69ZM88 255H90V254H88ZM159 255V254H158ZM5 256V255H4ZM15 256V255H14ZM33 256V255H32ZM45 256V255H44ZM57 256V260H61V262H62V257L64 256H62V254H60V256L58 257ZM74 256H76V255H74ZM93 256H94V254H93ZM99 256V255H98ZM144 256V255H143ZM146 256V255H145ZM148 256L150 257V255L148 254ZM155 256V255H154ZM163 256V255H162ZM31 257V256H30ZM35 257H36V255H35ZM42 257V256H41ZM60 257H61V259H60ZM67 257V256H66ZM106 257V256H105ZM132 257V256H131ZM236 257H237V255H236ZM1 258V257H0ZM16 258V257H15ZM24 258V257H23ZM28 258V257H27ZM59 258V259H58ZM74 258V257H73ZM89 258H91V257H89ZM88 258V259H89ZM103 258V257H102ZM147 258V257H146ZM157 258H159V257H157ZM169 258V257H168ZM42 259H45V258H42ZM95 259V258H94ZM97 259V258H96ZM150 259H152V256H151V258ZM150 259H148L149 260V262H150ZM167 259V258H166ZM14 260H16V259H13L12 261H14ZM65 261L64 262H66L67 260L66 259H64ZM92 260V259H91ZM109 260V259H108ZM129 260H128V262H129ZM140 260H143L144 261V259L142 258V259H140ZM146 260V259H145ZM153 260V259H152ZM156 260V259H155ZM158 261H159V259H157ZM160 260H161V258H160ZM168 261H172V259H171V257H170V259H167ZM167 260H165V261H167ZM0 261H2V260H0ZM11 261V260H10ZM69 261V260H68ZM98 261V260H97ZM103 261V260H102ZM25 262V261H24ZM33 262V261H32ZM45 262V261H44ZM90 262V261H89ZM95 262H96V260H95ZM131 262V261H130ZM140 262H142V261H140ZM153 262V261H152ZM161 262V261H160ZM7 263V262H6ZM69 263V262H68ZM67 263V264H68ZM88 263V261L85 263V264H87ZM102 263V262H101ZM133 263V262H132ZM148 262H147V260H146V264H147ZM151 263V262H150ZM156 263V262H155ZM154 262H153V264H155ZM21 264V263H20ZM46 264H47V262H46ZM49 264H55V260H54V262H52V261H49ZM56 264H57V262H56ZM66 264V263H65ZM89 264V263H88ZM91 264H93V262L91 261ZM99 264H100V262H99ZM110 264V263H109ZM131 264V263H130ZM136 264V263H135ZM138 264H139V262H138ZM145 264V263H144ZM149 264V263H148ZM157 264V263H156ZM158 264H161V263H158Z\"/></svg>", "mask_w": 264, "mask_h": 264}, {"label": "built area", "instance_id": "3", "mask_svg": "<svg viewBox=\"0 0 264 264\" xmlns=\"http://www.w3.org/2000/svg\"><path fill=\"white\" fill-rule=\"evenodd\" d=\"M234 171L231 165H224L215 170L212 175L205 179V186L213 195L218 194L224 186L233 178ZM212 196L201 198L199 196L185 197L176 193L159 178L152 184L150 198L160 203L170 214L176 224L188 228L195 233L203 225L206 216L214 206Z\"/></svg>", "mask_w": 264, "mask_h": 264}, {"label": "crops", "instance_id": "4", "mask_svg": "<svg viewBox=\"0 0 264 264\" xmlns=\"http://www.w3.org/2000/svg\"><path fill=\"white\" fill-rule=\"evenodd\" d=\"M206 179V178H205Z\"/></svg>", "mask_w": 264, "mask_h": 264}]
</instances>
